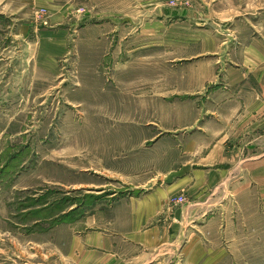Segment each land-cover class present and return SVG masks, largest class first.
Listing matches in <instances>:
<instances>
[{"label":"rangeland","instance_id":"1","mask_svg":"<svg viewBox=\"0 0 264 264\" xmlns=\"http://www.w3.org/2000/svg\"><path fill=\"white\" fill-rule=\"evenodd\" d=\"M236 22L264 28V0H0V264H86L75 223L139 193L181 123L159 37Z\"/></svg>","mask_w":264,"mask_h":264},{"label":"crops","instance_id":"2","mask_svg":"<svg viewBox=\"0 0 264 264\" xmlns=\"http://www.w3.org/2000/svg\"><path fill=\"white\" fill-rule=\"evenodd\" d=\"M188 15L187 21L196 19ZM216 31L183 23L170 39L144 33V43L164 40L172 50L164 51L165 60L177 62L176 89L166 95L181 123L173 138L154 142L152 171L132 187L139 193L73 222L85 231L69 237L72 259L235 264L263 258L264 28L236 22L221 41Z\"/></svg>","mask_w":264,"mask_h":264},{"label":"built area","instance_id":"3","mask_svg":"<svg viewBox=\"0 0 264 264\" xmlns=\"http://www.w3.org/2000/svg\"><path fill=\"white\" fill-rule=\"evenodd\" d=\"M176 200H177L178 202H180V201L183 200V198H182V196H178V197L176 198Z\"/></svg>","mask_w":264,"mask_h":264}]
</instances>
